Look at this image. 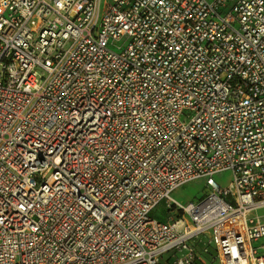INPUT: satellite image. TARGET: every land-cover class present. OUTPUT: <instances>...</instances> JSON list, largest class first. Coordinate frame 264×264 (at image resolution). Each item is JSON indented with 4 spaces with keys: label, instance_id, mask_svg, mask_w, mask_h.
Returning a JSON list of instances; mask_svg holds the SVG:
<instances>
[{
    "label": "built area",
    "instance_id": "1",
    "mask_svg": "<svg viewBox=\"0 0 264 264\" xmlns=\"http://www.w3.org/2000/svg\"><path fill=\"white\" fill-rule=\"evenodd\" d=\"M261 209L264 0H0V264H264Z\"/></svg>",
    "mask_w": 264,
    "mask_h": 264
},
{
    "label": "rangeland",
    "instance_id": "2",
    "mask_svg": "<svg viewBox=\"0 0 264 264\" xmlns=\"http://www.w3.org/2000/svg\"><path fill=\"white\" fill-rule=\"evenodd\" d=\"M215 180L223 187L227 186L229 182L232 180V172L224 171L217 173L214 176ZM209 187L206 184L205 179H197L191 182L184 184L173 192V196L181 201L182 203H188L191 201H195L200 197L204 196L209 191ZM164 205L162 204L154 211V215L160 218H168L170 214L164 211ZM264 209L259 210V213H263ZM165 213V215H163ZM210 247V246H209ZM210 259L212 264L216 262V251L214 248L209 249Z\"/></svg>",
    "mask_w": 264,
    "mask_h": 264
},
{
    "label": "crops",
    "instance_id": "3",
    "mask_svg": "<svg viewBox=\"0 0 264 264\" xmlns=\"http://www.w3.org/2000/svg\"><path fill=\"white\" fill-rule=\"evenodd\" d=\"M163 215H165V213ZM195 246H196V249H197V251L201 257V260L203 259L208 264H212L211 259H210L209 249L214 248L216 251V248L212 244L209 235L206 234V235L202 236L200 239H197L195 241ZM201 260H200V258L196 259L194 264H201ZM215 264H221L219 259H218V256H217V251H216V262H215Z\"/></svg>",
    "mask_w": 264,
    "mask_h": 264
}]
</instances>
